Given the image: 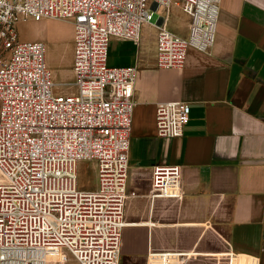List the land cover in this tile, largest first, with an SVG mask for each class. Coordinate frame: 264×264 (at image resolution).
Instances as JSON below:
<instances>
[{
	"label": "built area",
	"instance_id": "obj_1",
	"mask_svg": "<svg viewBox=\"0 0 264 264\" xmlns=\"http://www.w3.org/2000/svg\"><path fill=\"white\" fill-rule=\"evenodd\" d=\"M222 0H0V264H119L128 225L129 149L137 67H110L109 43L156 29V67L180 69L188 51L215 43ZM175 2L187 36L168 27ZM154 12L161 24L153 23ZM73 23L72 92H56L42 40H22L23 21ZM190 106L157 104L156 133L184 134ZM95 163L97 187L79 185ZM182 167H152V200L180 199ZM185 252L150 251L146 264H186Z\"/></svg>",
	"mask_w": 264,
	"mask_h": 264
},
{
	"label": "crops",
	"instance_id": "obj_2",
	"mask_svg": "<svg viewBox=\"0 0 264 264\" xmlns=\"http://www.w3.org/2000/svg\"><path fill=\"white\" fill-rule=\"evenodd\" d=\"M151 28L138 44L109 43L108 66L138 70L119 264H146L150 251L188 253L186 264H264V0H222L214 45L190 48L180 69L156 67ZM73 60L74 44L52 66L73 77ZM169 101L190 106L181 137L156 133L157 104ZM158 164L182 167L180 199L152 200Z\"/></svg>",
	"mask_w": 264,
	"mask_h": 264
},
{
	"label": "rangeland",
	"instance_id": "obj_3",
	"mask_svg": "<svg viewBox=\"0 0 264 264\" xmlns=\"http://www.w3.org/2000/svg\"><path fill=\"white\" fill-rule=\"evenodd\" d=\"M170 17L168 20L169 29L182 35L187 36V27L189 17L182 10V7L173 2L170 6ZM159 14L154 12L152 22L156 23ZM60 19H44L40 22L23 21L17 26L19 35L22 40H42L46 44L47 62L54 72V82L56 92H72L75 88L72 85L73 77L61 70L62 67L52 66V63H60V56H71L72 39L69 37L65 41L66 25ZM154 36L155 28L147 30ZM97 166L95 163L86 162L81 166L79 185L83 189L93 190L97 187Z\"/></svg>",
	"mask_w": 264,
	"mask_h": 264
},
{
	"label": "water",
	"instance_id": "obj_4",
	"mask_svg": "<svg viewBox=\"0 0 264 264\" xmlns=\"http://www.w3.org/2000/svg\"><path fill=\"white\" fill-rule=\"evenodd\" d=\"M159 24H161L162 22H161V20L160 19H158V21H157Z\"/></svg>",
	"mask_w": 264,
	"mask_h": 264
}]
</instances>
